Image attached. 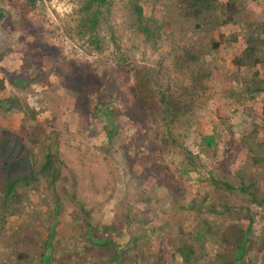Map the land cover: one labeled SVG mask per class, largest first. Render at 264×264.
Listing matches in <instances>:
<instances>
[{"label":"rangeland","instance_id":"1","mask_svg":"<svg viewBox=\"0 0 264 264\" xmlns=\"http://www.w3.org/2000/svg\"><path fill=\"white\" fill-rule=\"evenodd\" d=\"M225 2L36 0L22 14L0 0V132L31 157L11 173L35 176L0 208V264H264V202L213 182L264 197V0ZM136 77L173 96L177 123L156 100L133 103ZM47 153L52 180L38 171Z\"/></svg>","mask_w":264,"mask_h":264},{"label":"trees","instance_id":"2","mask_svg":"<svg viewBox=\"0 0 264 264\" xmlns=\"http://www.w3.org/2000/svg\"><path fill=\"white\" fill-rule=\"evenodd\" d=\"M35 1L36 0H13V6H15V9L18 12L22 14H26L33 7V4L35 3ZM108 2L109 0H88L89 4L97 3L100 5H103ZM234 2L235 0H227V2H225L224 4L225 9H228L229 11H233ZM134 8H135V12L137 13L136 28L140 30L145 35L146 38H149L152 34L150 25H148L145 22L144 18H142L143 15L141 12V8L138 7L137 5L134 6ZM196 11L197 10L194 9L193 12L196 13ZM2 16H3V12L0 9V19L2 18ZM100 18L101 16H99L97 11H95L88 18L89 20L88 24L83 23L81 26L82 28L86 29L87 32L92 34V31H94V29L96 28L97 24L100 21ZM227 18L228 16L225 17V19ZM89 40L94 44V46L97 49L100 47L97 38H93L91 35L89 36ZM217 46H218V43L216 41H212V48L213 49L217 48ZM252 47H253L252 45L250 46L248 45L245 48V51H243V53L238 57V61L240 64H246L248 63V61H251L250 59H253V55H252L253 48ZM208 75H209L208 72L203 71L196 78L197 82L202 83L203 78L204 77L207 78ZM136 79L137 80L134 81L131 87L133 103L135 105L146 108V103L148 101L156 100L158 103H160L161 113H162L163 119L166 124H175L178 122V120L181 119V114L183 113L184 110L180 109L178 105L174 103L173 96L166 94L164 91H158V93L160 94V97H155V96L153 97V95L150 92L151 90L149 89V81L143 80V78L141 77L139 79L138 77H136ZM2 86H3V83L0 80V89L2 88ZM99 89H102V87H100ZM5 102H7L11 106L16 105L15 101H13L11 98L6 99ZM0 104H2L1 100H0ZM113 126L114 125L112 124L111 127L113 128ZM132 133H130L131 135L127 134V135H130V139L129 141H127V147H130V148L134 146V143H133L134 135ZM170 137H171V133L168 130L166 140L170 139ZM171 138H173V136ZM255 148H256L255 151L261 155L259 157L254 158L255 162L264 163V135L261 137V140L256 143ZM44 157H45L44 163L38 166V171H42V173L46 177H51V180H52L54 178L53 176L55 175L54 169L52 168V163H53L52 155L47 153ZM185 158L186 160L187 158L189 159V161H187L188 163L192 161L190 151L188 150L186 151ZM31 164H32L31 157L28 151L26 150L25 145L22 143L20 136H18L15 133H12L9 130H2L0 132V171H2L1 173L4 175L3 177L4 178V185H3L4 189H3V192L1 193V197L3 199L0 203L1 205L0 208H5L7 206L8 200L13 195L15 186L17 184L22 183V181L27 182V180H29L34 175L33 170H31V172H29L27 175L22 174L20 176H14L11 173L13 171V168L18 167L20 165L31 166ZM33 177L35 178V176ZM213 182L215 184H220L224 186L228 190H233L237 188L239 191L249 194L250 197L252 198V201L258 204H261L264 202V197L259 198L257 200L256 199L257 196L254 194V192L252 190H249V188H251V186L253 185L252 183H249V185H247L246 187L245 186L235 187L229 182L223 181V180H216V181L213 180ZM53 234H54V231L51 230V235ZM45 244L47 248H49L51 245L49 241L46 242ZM241 245L243 244H240L238 246L237 256L240 255L239 249H241ZM42 259L44 261L43 264H46L52 258H51V255L48 253V255H43ZM84 264H100V263L98 261H95V262L85 261Z\"/></svg>","mask_w":264,"mask_h":264}]
</instances>
